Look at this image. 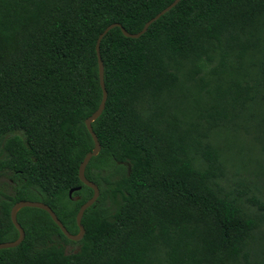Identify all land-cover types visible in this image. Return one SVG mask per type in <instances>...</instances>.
I'll return each mask as SVG.
<instances>
[{
    "label": "trees",
    "instance_id": "16d2710c",
    "mask_svg": "<svg viewBox=\"0 0 264 264\" xmlns=\"http://www.w3.org/2000/svg\"><path fill=\"white\" fill-rule=\"evenodd\" d=\"M173 1L0 0V173L14 180L0 196V242L18 237L20 199L78 232L93 194L79 165L103 96L98 36L113 22L138 32ZM100 55L108 97L85 175L101 193L85 234L70 240L48 211L23 207L25 237L0 249V264H239L258 219L220 183L213 139L264 109V0H180L139 37L110 29ZM69 242L79 248L67 253Z\"/></svg>",
    "mask_w": 264,
    "mask_h": 264
},
{
    "label": "rangeland",
    "instance_id": "374dc122",
    "mask_svg": "<svg viewBox=\"0 0 264 264\" xmlns=\"http://www.w3.org/2000/svg\"><path fill=\"white\" fill-rule=\"evenodd\" d=\"M216 61L209 64V68ZM205 74V72L199 75ZM263 109V108H262ZM238 128L237 131L223 132L214 136L215 144L220 148L223 173L220 183L231 196L254 217L258 226L253 230L247 256L240 258L239 264H256L264 260V211L252 203L257 198L264 203V109L258 110L253 119ZM14 180L12 172L0 173V196L12 193ZM109 203L113 204L111 200ZM67 253L79 248L76 242L64 243Z\"/></svg>",
    "mask_w": 264,
    "mask_h": 264
},
{
    "label": "water",
    "instance_id": "95a60500",
    "mask_svg": "<svg viewBox=\"0 0 264 264\" xmlns=\"http://www.w3.org/2000/svg\"><path fill=\"white\" fill-rule=\"evenodd\" d=\"M179 1L180 0H174L172 3H170L164 9H162L160 12H158L155 16H153L151 19H149L144 24L143 28L138 32H134V33L129 32L121 23L113 22V23L109 24L98 36V39L96 42V50H97V55H98L99 77H100V84H101V87L103 90V96H102V99H101V102H100L98 108L85 119V124L87 126L88 131L90 132V134L93 138L94 146L89 152L86 153L84 159L81 161V163L79 165V178L83 184H85V185H87L93 189V194L89 199H87L85 202H83L81 204V206L78 210V213L76 216L77 224L79 227L78 232L77 233L69 232V230L65 227L63 222L59 219L58 215L55 213V211L52 209V207L49 206L47 203H45L43 201H39V200L20 199L14 203V205L11 208V212H10L12 222L15 225V227L18 229V237L14 240H11V241L0 242V249L17 246L23 241V239L25 237V229L23 228V226L18 221V212L21 208L27 207V206L37 207V208H41V209L48 211L50 213L52 219L59 225L62 232L70 240L78 241L84 236L85 227L83 226V224L81 222L82 217L84 215L85 210L88 207H90L92 204H94L95 201H97V199L100 196V192H101L99 185L96 182H94L93 180L88 179L85 175V170H86V167H87L89 161L91 160V158L93 156H96L101 150V143L99 141V138H98L96 132L93 130L92 123L103 112V110L105 108L106 101H107V97H108V92H107V89L105 86V80H104V64H103V61H102V58L100 55V43H101L103 37L106 35V33L110 29H112L113 27H116V26L121 28V30L125 36L139 37L140 35H142L143 33H145L147 31L148 27L150 26V24L152 22H154L155 20L160 18L163 14H165L167 11H169ZM80 188H81L80 186L71 188L69 190V195L71 196L74 191L79 190Z\"/></svg>",
    "mask_w": 264,
    "mask_h": 264
},
{
    "label": "flooded vegetation",
    "instance_id": "af4514ba",
    "mask_svg": "<svg viewBox=\"0 0 264 264\" xmlns=\"http://www.w3.org/2000/svg\"><path fill=\"white\" fill-rule=\"evenodd\" d=\"M101 191V190H100ZM101 193V192H100Z\"/></svg>",
    "mask_w": 264,
    "mask_h": 264
}]
</instances>
